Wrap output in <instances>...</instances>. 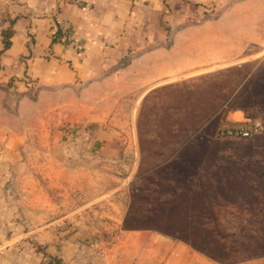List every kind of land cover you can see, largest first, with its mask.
<instances>
[{"label":"crops","instance_id":"crops-1","mask_svg":"<svg viewBox=\"0 0 264 264\" xmlns=\"http://www.w3.org/2000/svg\"><path fill=\"white\" fill-rule=\"evenodd\" d=\"M80 1L0 0V264H264V253L224 263L168 232L126 227L129 185L109 180L98 108L171 72L172 29L232 0ZM63 22L74 38L54 40ZM72 122L91 127L83 146Z\"/></svg>","mask_w":264,"mask_h":264},{"label":"rangeland","instance_id":"rangeland-1","mask_svg":"<svg viewBox=\"0 0 264 264\" xmlns=\"http://www.w3.org/2000/svg\"><path fill=\"white\" fill-rule=\"evenodd\" d=\"M228 6L172 29L179 36L171 72L118 105L98 106L108 117L109 180L129 185L128 224L183 238L224 263L264 253V131L251 138L218 133L238 123L227 118L234 110L264 122V107H252L245 93L249 72L264 88L257 78L264 71V0ZM65 125L83 146L90 125Z\"/></svg>","mask_w":264,"mask_h":264},{"label":"built area","instance_id":"built-area-1","mask_svg":"<svg viewBox=\"0 0 264 264\" xmlns=\"http://www.w3.org/2000/svg\"><path fill=\"white\" fill-rule=\"evenodd\" d=\"M76 4H81L80 0H73ZM87 8H90V3L86 4ZM60 28L64 33V37L67 39L74 38V30L72 26L63 22L60 23ZM264 131V122L258 118H248L244 123L236 125H225L221 127L219 134L222 137L228 138H251Z\"/></svg>","mask_w":264,"mask_h":264},{"label":"trees","instance_id":"trees-1","mask_svg":"<svg viewBox=\"0 0 264 264\" xmlns=\"http://www.w3.org/2000/svg\"><path fill=\"white\" fill-rule=\"evenodd\" d=\"M61 34H62L61 28L58 27V29L55 32L54 40H56L58 37H60ZM8 44H9V42L6 41V45H8ZM254 76H256V72H249L245 76V77H248L247 82L245 83V85H246L245 93L248 92L249 98L255 100L254 102H251V104H250L252 107L262 108V107H264V102L262 101L264 98V88L262 87L261 84L258 85V84H253L251 82V79ZM257 78L264 80V71L261 74H259ZM236 108H241V107H238V106L233 107V109H236ZM246 116L248 117L250 115L246 114ZM236 124H241V123H234L233 125H236ZM220 129H221V127L219 128L218 133H219ZM224 138H227V137H224ZM262 176H264V174H262ZM126 227L133 228V227H148V226H132V225H129L127 220H126ZM259 245H261V248H263L264 247V241L262 240Z\"/></svg>","mask_w":264,"mask_h":264}]
</instances>
